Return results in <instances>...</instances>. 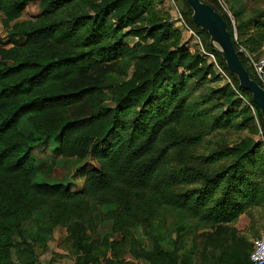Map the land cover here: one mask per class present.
<instances>
[{"label":"trees","instance_id":"16d2710c","mask_svg":"<svg viewBox=\"0 0 264 264\" xmlns=\"http://www.w3.org/2000/svg\"><path fill=\"white\" fill-rule=\"evenodd\" d=\"M30 1L0 0L8 36L7 43L0 36V264H36L27 249L33 224L40 232L61 225L83 236L84 227H94L92 202L105 208L101 221H109L123 242L150 234L155 221L160 232L154 239L164 240L168 215L187 228L217 226L232 232L223 225L250 207H264L262 116L192 21L186 0H178L184 22L203 36L204 50L230 79L203 98L201 87L220 80V74L199 47L189 51L179 44V31L172 29L167 14L155 10L153 0H38L40 14L19 20ZM201 1L222 16L236 51L238 43L248 47L252 21L264 24L262 10L239 20L242 7L233 3L235 41L231 20L218 2ZM132 36L138 39L135 44L123 42ZM238 55L261 85L246 58ZM131 61L127 79L105 82L116 67L124 66L125 74ZM209 101L208 111L198 109ZM240 106L241 112L236 111ZM204 116L215 117L209 132L239 124L256 132L257 122L263 142L246 137L197 153ZM22 119L31 124L27 134L18 128ZM51 140L62 157L97 161L80 189L35 179L32 151ZM52 167L50 163L46 171ZM41 211L47 220L40 222L35 216ZM238 240L242 249L230 245L215 260L252 264L249 243ZM170 244L167 252L158 251L159 258L154 254L155 264H175V240ZM95 253L99 255L83 247L78 264H96ZM101 255L112 264L105 251ZM206 255L204 250L203 261Z\"/></svg>","mask_w":264,"mask_h":264},{"label":"rangeland","instance_id":"374dc122","mask_svg":"<svg viewBox=\"0 0 264 264\" xmlns=\"http://www.w3.org/2000/svg\"><path fill=\"white\" fill-rule=\"evenodd\" d=\"M233 3H238L242 7L239 20L252 17L260 10L264 14V0H223V5L231 13V18L234 23L237 20L231 12V6H234ZM153 5L155 10L167 14L168 22L172 26V29L179 31V44H184L188 47L189 51H194L198 47L200 49V46L203 45L204 38L196 32L191 33L185 27L183 22L185 20L181 14V1L153 0ZM39 14V1L31 0L22 12L19 20L34 19ZM248 27L249 31L246 37L249 38L247 42L249 48L247 47V49H250V53L256 58L264 57V24L257 26L252 21ZM0 36L2 37L3 43L8 42L7 30L2 25V14H0ZM137 41L138 39L133 36L123 39V42L129 45H133ZM207 56L214 63V68L220 74L221 79L217 81H206L201 87V98L204 97V94H214L215 92L210 93V91L216 90V88L222 87L225 83L230 82V79H228L226 74L217 65L215 57ZM126 63L127 69L125 74L124 66L119 69L116 67L108 75L105 82L114 84L127 79L132 72L134 61ZM106 93L108 96L106 97V101L112 104L109 98V90H106ZM220 99L221 97L216 96V101H220ZM197 100L199 101V98ZM211 103L209 101L203 107H198V109L208 111ZM236 109H238L236 111L241 112V106L236 107ZM204 117L202 127L203 136L196 148L197 153H202L204 149H207L206 152H208L221 143L231 145L233 142L246 137L256 142H263L261 132L257 127V122H254L258 130L256 132H253L251 127L245 124H239L241 125L240 127L230 125L209 132L214 124L215 117ZM240 119V117H237L235 121L239 123ZM18 128L24 134H27L32 129L31 124L26 119L20 121ZM56 145L57 143L51 140L43 145H39L32 151L36 170L35 179L44 180L49 183H62L70 186L72 190L80 189L86 171L91 167L98 166L97 161L92 156L85 158L62 157L55 150ZM50 163H52L53 167L51 171L47 172L46 168ZM90 206L94 227H84V230H82L84 232L83 236H81V233L75 235V232H71L67 227L61 225L52 226L51 232L47 233L37 230L38 226L36 224L31 226V232L28 233L27 237V249L31 252V257L36 264H78L83 247H90L91 251L94 252L99 251V255L95 253L98 258L96 264H108L105 257L101 255L103 251L106 252L105 256L111 260L112 264H155L156 259L152 257L156 255L159 258L158 251H162V253L167 252L171 248V240H175L176 243V251L171 255L172 261L175 264H190L192 262L199 264H221L222 262H218L215 258L223 255L221 252H226L230 245H233V247L238 245L242 249L241 243L238 240L239 237L244 238L249 243V248H251L252 241L260 233L264 232V207L257 205L250 207L247 212L240 214L235 221L223 225V227H227L226 229L231 228L230 230L232 232L224 231V229L220 230V227L217 228V226L198 229L195 227L187 228L184 224L176 225L174 223V217L168 215L163 221L164 227L162 231L167 236L164 240L156 241L154 239L160 232L158 222L155 221L153 222L150 234H144L137 242H123L122 234L112 231L109 221H101L105 208L95 202H92ZM35 217H39L41 222L42 220H47V213L46 211H41ZM37 231L39 232L37 233ZM94 241L95 243L97 242V248L95 249L93 247L95 244ZM204 250L207 251V255L203 261ZM12 258L16 261V255L14 253L12 254ZM160 261L163 262L162 258H160ZM156 264L161 263L157 262Z\"/></svg>","mask_w":264,"mask_h":264},{"label":"water","instance_id":"95a60500","mask_svg":"<svg viewBox=\"0 0 264 264\" xmlns=\"http://www.w3.org/2000/svg\"><path fill=\"white\" fill-rule=\"evenodd\" d=\"M191 9L192 21L208 36L209 45L222 57L227 68L233 73L239 86L251 94L264 122V88L252 79L243 66L232 43L226 22L209 4L201 0H186Z\"/></svg>","mask_w":264,"mask_h":264},{"label":"built area","instance_id":"2783aa9c","mask_svg":"<svg viewBox=\"0 0 264 264\" xmlns=\"http://www.w3.org/2000/svg\"><path fill=\"white\" fill-rule=\"evenodd\" d=\"M216 1L218 2L219 6L223 9V11L229 16L233 26V38L235 41H238L236 27H235V23L231 18L232 17L231 13L228 11L227 7L223 5V0H216ZM184 25L191 33H195V31L191 29L189 26H187L185 22ZM200 49L202 53L213 57V55L211 53H207L202 46H200ZM237 52L246 58L247 63L251 67L255 77L258 79V81L261 83V86L264 88V57L261 58L254 57L247 49V47L240 43H238ZM249 258L252 264H264V232L260 233L252 241Z\"/></svg>","mask_w":264,"mask_h":264}]
</instances>
